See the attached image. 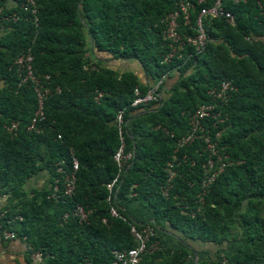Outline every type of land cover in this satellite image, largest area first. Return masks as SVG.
Returning <instances> with one entry per match:
<instances>
[{"label": "trees", "instance_id": "obj_1", "mask_svg": "<svg viewBox=\"0 0 264 264\" xmlns=\"http://www.w3.org/2000/svg\"><path fill=\"white\" fill-rule=\"evenodd\" d=\"M177 1L33 0L32 7H24V0H0L1 222L20 217L5 227L23 239L29 254L39 252L40 264H109L112 250L135 246L129 225L146 224L154 228L150 242L158 248L144 253L139 264L220 259L264 264V0H221L233 24L203 19L208 40L202 51L162 63L167 49L161 20ZM202 6L189 11L191 24ZM185 30L180 24L178 31ZM22 53L30 55L32 75L47 92L44 118L30 131L36 99L31 85L20 83L23 73L14 65ZM97 55L136 62L150 83L139 82L131 71L104 67ZM159 80L157 103L129 106L134 88L144 93ZM222 81L234 87L227 104L217 109L225 120L215 128L207 121L204 128L211 139L220 133L216 151L229 164L198 205L199 164L206 151L194 141L179 153L195 165L174 167L163 197L160 188L175 140L186 133L194 110L209 102L207 92ZM96 92L101 97L94 100ZM118 111L123 153L130 154L120 171L112 160L119 146L113 122ZM10 123L15 129L7 132ZM72 157L78 167L72 193L65 197L63 180ZM41 172L48 176L46 186L26 190V182ZM117 174L108 193L106 185ZM53 185L60 195L56 201L48 198ZM125 200L144 204L152 221L134 222L121 210ZM76 205L88 212L83 222L70 214ZM110 207L124 220L111 217ZM155 221L190 244L164 248ZM195 243L205 248L199 251Z\"/></svg>", "mask_w": 264, "mask_h": 264}, {"label": "built area", "instance_id": "obj_2", "mask_svg": "<svg viewBox=\"0 0 264 264\" xmlns=\"http://www.w3.org/2000/svg\"><path fill=\"white\" fill-rule=\"evenodd\" d=\"M24 5V7H26V5L32 7L33 0H24ZM194 5L206 6L200 8L191 24L189 20V11L193 10ZM30 13L33 14L34 10L31 9ZM219 18L223 19L227 24H233L232 17L223 9L221 0H178L176 3V9L167 13L161 20L162 28L160 36L167 49V52L162 58V63H167L172 59H180L183 54H185L186 58H189L192 54L201 52L203 46L208 40L202 26L203 19ZM180 24L187 30L179 32L178 29ZM186 48H190V51H186ZM30 62L31 57L28 53H22L14 61L16 69L23 73V76L20 78V83L28 82L32 87L36 99V110L30 120L29 126L27 127L28 131L33 130L36 124L43 120L42 105L45 95L47 94V92L43 90L39 80L32 75ZM43 79L46 80L47 77L44 76ZM159 84L160 80L153 86L147 88L144 93H141L137 88H134L129 106L139 107L157 103L160 98L159 93L156 91ZM233 91L234 87L229 81L220 82L216 89L207 92L210 99L209 102L200 104L188 117V129L183 136L175 140V148L172 151L170 161L166 164L164 169L165 183L160 188V194L163 197L167 196V192L171 187V180L176 174L173 168L180 164H185L188 167H193L195 165V162L189 158L188 154L184 151L179 153L182 149L190 146L194 141H201L203 148L206 151L205 158L199 164L201 178L198 182L199 194H197L195 201L198 205H201L203 194L212 185L218 174L229 164L226 156L221 155L216 151V141L220 133L218 131L214 132L213 139H211L204 126L207 121L210 122V125L213 128L223 123L225 116H223V114L217 109L227 104ZM100 97L101 93L96 92L94 100H97ZM113 122L119 136V146L113 153L112 160L116 164L117 170L120 171L123 164L130 158L129 153H123L122 140L120 137V126L122 122L121 111L117 112ZM5 129L7 132L14 131L15 123H10ZM195 152L198 154L197 150H195ZM77 167V161L72 157L71 172L67 174L63 180L61 195L65 197L70 196L72 193L74 182L73 174L74 171L77 170ZM117 181L118 174L115 175V177L106 185L108 193L111 192L113 185ZM59 197L60 195L57 192V186L53 185L48 198H52L56 201ZM108 197L109 196L106 197V200H108ZM199 208L200 207L198 206L196 211H198ZM108 212L111 217L124 220V218L116 213L114 208L110 207ZM181 213L186 214L185 206L182 207ZM4 214V211H0V238L2 240H13L18 238L12 230L5 227V224H12L15 220L20 221V217L16 216L14 219H7L3 223L1 220L4 217ZM70 214L76 217L78 222H83L85 221L88 212H86L81 206L76 205ZM189 215L192 216V212H190ZM66 216L67 214H64L63 218ZM102 221L104 222V220ZM129 233L135 242V246L126 250H112L109 264H139L144 253L153 252L158 248L156 241L150 242V239L154 236V228L151 225L146 224L139 228L134 225H129ZM30 254L33 259L39 260V252L34 251ZM213 264L228 263L225 259H220Z\"/></svg>", "mask_w": 264, "mask_h": 264}, {"label": "crops", "instance_id": "obj_3", "mask_svg": "<svg viewBox=\"0 0 264 264\" xmlns=\"http://www.w3.org/2000/svg\"><path fill=\"white\" fill-rule=\"evenodd\" d=\"M96 57L98 59L100 58L104 67H107L106 62L104 61H107L108 59H104L101 55H97ZM131 72L137 76L139 82L144 84L150 83L149 80L144 78L141 70ZM168 83L169 80L166 79L165 84ZM47 179V174L41 172L30 178L26 183L29 184L30 187L38 184L39 186L37 185L36 189H40L46 186ZM2 204L3 199L0 198V205ZM120 206L121 210H123L126 215L137 224H141L145 221H152V214L144 204H140L137 201L125 200L120 202ZM154 223L156 225L155 227L157 235L159 236V241L164 248L175 249L181 247L185 243L190 244L189 242H183L182 236L178 232L168 228L167 226L162 228L160 221H155ZM190 253V256H196L194 251H191ZM0 264H40V262L39 260H35L31 257V254L28 253L27 246L21 239L16 238L13 240H2L0 238Z\"/></svg>", "mask_w": 264, "mask_h": 264}, {"label": "rangeland", "instance_id": "obj_4", "mask_svg": "<svg viewBox=\"0 0 264 264\" xmlns=\"http://www.w3.org/2000/svg\"><path fill=\"white\" fill-rule=\"evenodd\" d=\"M1 33H2V30H0V34ZM104 62H106L107 67H110L111 69H114L117 72L126 71V70H131V71L137 72L138 70H140L138 64L132 60H127V61L126 60H107ZM36 186L30 187V185L26 183L25 189L28 190L30 188H37ZM194 247L198 248L199 251H201V249L205 248V247H203V245H200L199 243H195ZM206 249H207V247H206ZM209 255H212V254L209 253ZM195 259H196V256H193V257L190 256L189 260H190V262H193Z\"/></svg>", "mask_w": 264, "mask_h": 264}]
</instances>
